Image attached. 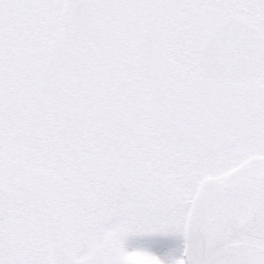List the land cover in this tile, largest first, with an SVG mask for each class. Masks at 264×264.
I'll return each mask as SVG.
<instances>
[{"label": "snow or ice", "instance_id": "obj_1", "mask_svg": "<svg viewBox=\"0 0 264 264\" xmlns=\"http://www.w3.org/2000/svg\"><path fill=\"white\" fill-rule=\"evenodd\" d=\"M0 264H264V0H0Z\"/></svg>", "mask_w": 264, "mask_h": 264}]
</instances>
